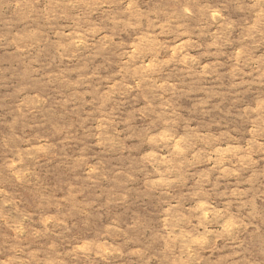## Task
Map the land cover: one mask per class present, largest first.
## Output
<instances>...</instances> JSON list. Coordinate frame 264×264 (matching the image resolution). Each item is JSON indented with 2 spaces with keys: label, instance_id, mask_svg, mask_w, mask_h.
Returning <instances> with one entry per match:
<instances>
[{
  "label": "rangeland",
  "instance_id": "rangeland-1",
  "mask_svg": "<svg viewBox=\"0 0 264 264\" xmlns=\"http://www.w3.org/2000/svg\"><path fill=\"white\" fill-rule=\"evenodd\" d=\"M0 264H264V0H0Z\"/></svg>",
  "mask_w": 264,
  "mask_h": 264
}]
</instances>
